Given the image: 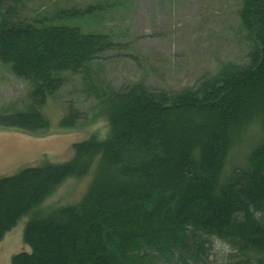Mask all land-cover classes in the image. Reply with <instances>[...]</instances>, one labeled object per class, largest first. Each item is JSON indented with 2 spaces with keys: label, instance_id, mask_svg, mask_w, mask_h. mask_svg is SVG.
Masks as SVG:
<instances>
[{
  "label": "trees",
  "instance_id": "trees-1",
  "mask_svg": "<svg viewBox=\"0 0 264 264\" xmlns=\"http://www.w3.org/2000/svg\"><path fill=\"white\" fill-rule=\"evenodd\" d=\"M23 1L0 0V61L28 81L29 102L0 111V126L39 135L50 127L42 108L63 87V72L87 79L88 66L118 43L67 21L104 11L108 1L38 21L18 15ZM240 7L251 40L245 63L228 61L181 90L142 80L88 84L99 102L93 118H107L109 135L74 142L67 161L0 177V241L29 216L23 241L31 250L14 254L11 264H264V137L243 165L226 171L250 126L264 136V0ZM86 119L70 103L60 125ZM90 172L78 203L41 208L69 177ZM215 239L231 253L214 262Z\"/></svg>",
  "mask_w": 264,
  "mask_h": 264
},
{
  "label": "rangeland",
  "instance_id": "rangeland-1",
  "mask_svg": "<svg viewBox=\"0 0 264 264\" xmlns=\"http://www.w3.org/2000/svg\"><path fill=\"white\" fill-rule=\"evenodd\" d=\"M105 1L111 5L104 11L67 21L86 32L110 33L117 47L102 53L88 66L91 73L87 79L82 73L63 72V87L42 108L50 126L42 134L0 126V177L45 160L67 161L73 156L74 142L90 135L102 139L109 135L107 118H93L99 102L88 84L106 89L142 80L151 88L181 90L214 75L228 61L240 64L247 59L251 40L239 18L242 0H24L17 9L21 19L38 21L61 10H83ZM53 20L65 22L63 18ZM30 88L28 81L0 61L1 112L24 109ZM70 103L86 113L87 119L76 127L63 128L60 121ZM263 137L260 128L250 126L232 149L226 171L243 165L246 155ZM91 176L92 172L69 177L41 208L78 203ZM28 219L29 216L22 217L0 241V264H11L14 254L31 250L23 241ZM214 251V262L231 253L230 245L218 239Z\"/></svg>",
  "mask_w": 264,
  "mask_h": 264
}]
</instances>
